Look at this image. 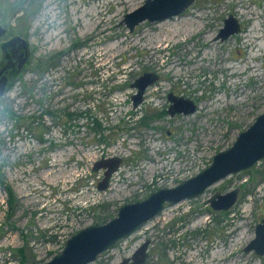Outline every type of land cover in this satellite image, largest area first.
I'll use <instances>...</instances> for the list:
<instances>
[{
  "label": "rangeland",
  "instance_id": "obj_1",
  "mask_svg": "<svg viewBox=\"0 0 264 264\" xmlns=\"http://www.w3.org/2000/svg\"><path fill=\"white\" fill-rule=\"evenodd\" d=\"M144 1L0 0L5 37L25 34L32 51L0 98V264L49 260L80 228L205 168L264 111V0H196L130 30L122 20ZM229 13L241 30L214 39ZM146 71L160 77L134 107L133 83ZM170 92L198 109L171 115ZM105 157L122 162L99 189L104 168L93 166ZM233 187L231 208L207 202ZM261 218L264 158L197 197L167 203L89 264H116L147 239L144 264H264L243 251Z\"/></svg>",
  "mask_w": 264,
  "mask_h": 264
},
{
  "label": "water",
  "instance_id": "obj_2",
  "mask_svg": "<svg viewBox=\"0 0 264 264\" xmlns=\"http://www.w3.org/2000/svg\"><path fill=\"white\" fill-rule=\"evenodd\" d=\"M196 0H145L143 4L125 14L122 23L130 30L148 20L161 21L183 13ZM214 39L226 37L241 30L238 19L229 13L223 20ZM6 30L0 23V36ZM5 51L12 60H18L21 67L29 57L28 39L15 35L5 44ZM13 65L0 66V98L5 94L9 81V71ZM159 74L146 71L140 75L133 86L137 92L132 95L133 105L137 107L144 99L149 85L159 79ZM170 105L168 112L190 114L198 109L193 98L168 94ZM264 158V111L244 129L238 132L231 145L217 151L210 163L196 174L181 180L173 187H161L150 192L146 197L123 203L116 216L106 222L88 224L66 239L63 248L52 258L40 264H89L96 261L99 254L117 246L119 241L138 231L150 219L165 209L167 203H177L187 198L203 194L207 187L233 173L249 171ZM121 157H105L95 161L94 169L104 168L103 179L98 183L99 189L109 186L113 173L120 167ZM239 188L233 187L225 192L215 191L207 200L215 210H227L237 201ZM150 240L140 244L130 256H125L116 264H144L148 258ZM244 252L252 251L258 257L264 256V218L255 224L254 236L243 247Z\"/></svg>",
  "mask_w": 264,
  "mask_h": 264
},
{
  "label": "flooded vegetation",
  "instance_id": "obj_3",
  "mask_svg": "<svg viewBox=\"0 0 264 264\" xmlns=\"http://www.w3.org/2000/svg\"><path fill=\"white\" fill-rule=\"evenodd\" d=\"M5 28H6V30L0 36V66L3 67V66H6V65H13L12 68L10 69V71H9V81H8L7 88H6V91H7L8 87L14 83L16 78L20 77L21 74L24 72L26 66L30 62L32 51H31V48H30V41H29V39L27 38V36L25 34H23V33H15V34H13V35H11L10 37L7 38V37H5V34L7 33L8 28L6 26H5ZM17 34L22 36V37H24V38H26V39H28V41H29V57H28V60L21 67L17 66V63H18L20 58H18V60H15V62L12 64L11 58L9 57L7 52L5 51L6 42H8L13 36H15Z\"/></svg>",
  "mask_w": 264,
  "mask_h": 264
},
{
  "label": "trees",
  "instance_id": "obj_4",
  "mask_svg": "<svg viewBox=\"0 0 264 264\" xmlns=\"http://www.w3.org/2000/svg\"><path fill=\"white\" fill-rule=\"evenodd\" d=\"M6 109V111L9 113L10 111H9V109L7 108V107H5ZM164 112H166V110H163V111H157V112H155L153 115L151 114V116L152 117H154V116H161L162 115V113H164ZM11 113V112H10ZM150 118V117H149ZM147 119H148V117H146V121H147ZM148 122V121H147ZM146 122V124L148 125L149 123H147ZM93 125H95V127L98 129V131H101V122L97 119V118H95V120H94V124ZM2 177V175H1V172H0V178ZM2 179V178H1ZM2 181V180H1ZM4 183V182H3ZM5 187H6V190H7V192H8V194H9V203H11V204H13L14 203V200L16 199L15 197V193H14V189L12 188V186L11 185H9V184H7V185H5ZM21 251V250H20ZM22 252V251H21Z\"/></svg>",
  "mask_w": 264,
  "mask_h": 264
},
{
  "label": "bare ground",
  "instance_id": "obj_5",
  "mask_svg": "<svg viewBox=\"0 0 264 264\" xmlns=\"http://www.w3.org/2000/svg\"><path fill=\"white\" fill-rule=\"evenodd\" d=\"M125 1V0H124ZM120 2V1H119ZM127 3V2H126ZM122 4V3H121ZM127 4H129V3H127ZM212 261V260H211ZM211 264H213V263H211Z\"/></svg>",
  "mask_w": 264,
  "mask_h": 264
}]
</instances>
